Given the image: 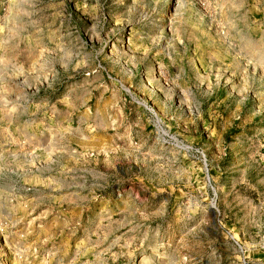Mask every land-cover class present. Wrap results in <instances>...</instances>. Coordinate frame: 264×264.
<instances>
[{"label": "rangeland", "instance_id": "obj_1", "mask_svg": "<svg viewBox=\"0 0 264 264\" xmlns=\"http://www.w3.org/2000/svg\"><path fill=\"white\" fill-rule=\"evenodd\" d=\"M0 264H264V0H0Z\"/></svg>", "mask_w": 264, "mask_h": 264}]
</instances>
